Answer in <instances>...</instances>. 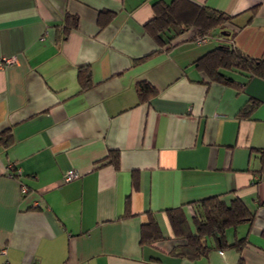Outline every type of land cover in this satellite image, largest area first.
<instances>
[{
	"label": "crops",
	"instance_id": "1",
	"mask_svg": "<svg viewBox=\"0 0 264 264\" xmlns=\"http://www.w3.org/2000/svg\"><path fill=\"white\" fill-rule=\"evenodd\" d=\"M158 1L0 0V263L264 264V77L208 82L195 64L220 42L264 58V0H192L236 30L168 48L146 29ZM139 80L155 88L142 102ZM215 195L253 211L224 232L243 247L173 251L168 212L193 232L194 204ZM150 216L162 236L142 243Z\"/></svg>",
	"mask_w": 264,
	"mask_h": 264
},
{
	"label": "trees",
	"instance_id": "2",
	"mask_svg": "<svg viewBox=\"0 0 264 264\" xmlns=\"http://www.w3.org/2000/svg\"><path fill=\"white\" fill-rule=\"evenodd\" d=\"M153 8L154 16L146 23V29L148 34L157 41L158 47L168 48L183 40L198 42L202 37H206V41H209L222 34L231 38L236 30L232 21L233 16L192 0H171L169 3L158 1L154 3ZM195 64L208 82L233 83L234 79L231 76L233 71L244 73L247 77L253 75L264 77V58L252 57L228 42H220L209 49L195 60ZM77 76L81 89L91 85L90 69L87 66L80 67ZM135 88L139 102L155 94V88L147 80H139ZM242 113L247 112L242 111ZM3 134L9 138L11 132L4 130ZM111 154V163L114 167H118V153ZM194 205L193 232L186 229L185 217L180 208H174L175 210L171 209V212H168L177 238L173 251L194 259L206 254L212 248V243L208 241L211 237L214 246L217 247L229 245L238 250L243 247L245 238H236L228 243L224 236L226 228L235 227L253 219L254 213L243 199L235 197L226 202L215 195L199 199ZM161 236L157 222L150 216L149 221L142 226L140 242L152 243ZM239 264H242V258Z\"/></svg>",
	"mask_w": 264,
	"mask_h": 264
},
{
	"label": "built area",
	"instance_id": "3",
	"mask_svg": "<svg viewBox=\"0 0 264 264\" xmlns=\"http://www.w3.org/2000/svg\"><path fill=\"white\" fill-rule=\"evenodd\" d=\"M206 41V37H202L198 40V43H203ZM2 61L6 62V63H13L15 61V57L11 56V57H7L4 58ZM79 175V173L76 170H68L64 176H63V180L64 181H69L72 180L73 178L77 177ZM25 190V189H24ZM5 249L3 248L1 250V254H5ZM0 264H10L8 260L4 259Z\"/></svg>",
	"mask_w": 264,
	"mask_h": 264
}]
</instances>
